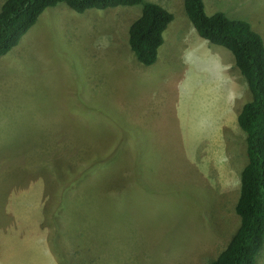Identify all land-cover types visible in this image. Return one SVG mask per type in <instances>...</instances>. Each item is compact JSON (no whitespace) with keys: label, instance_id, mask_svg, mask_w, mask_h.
Segmentation results:
<instances>
[{"label":"rangeland","instance_id":"rangeland-1","mask_svg":"<svg viewBox=\"0 0 264 264\" xmlns=\"http://www.w3.org/2000/svg\"><path fill=\"white\" fill-rule=\"evenodd\" d=\"M145 1L173 13L170 26L187 22L184 0ZM204 3L209 16L258 20L264 40V0ZM141 11L78 14L59 4L0 60V165L13 158L16 176L0 194V264L37 260L43 248L45 264H208L238 229L244 133L234 121L219 146L220 100L215 125L198 115L202 90L235 95L238 77L224 67L234 56L184 45L185 32L171 28L158 62L144 68L125 33ZM32 202L44 205L40 219Z\"/></svg>","mask_w":264,"mask_h":264},{"label":"trees","instance_id":"trees-1","mask_svg":"<svg viewBox=\"0 0 264 264\" xmlns=\"http://www.w3.org/2000/svg\"><path fill=\"white\" fill-rule=\"evenodd\" d=\"M59 4L78 14L142 5L141 15L125 33L129 53L144 68L158 62L164 33L175 20L173 13L145 0H4L0 8V58L19 45L47 9ZM184 10L202 39L233 54L251 96L237 118L247 156L235 207L240 224L226 247L208 264H257L264 248V40L247 20L232 19L223 12L209 16L204 0H184Z\"/></svg>","mask_w":264,"mask_h":264},{"label":"crops","instance_id":"crops-1","mask_svg":"<svg viewBox=\"0 0 264 264\" xmlns=\"http://www.w3.org/2000/svg\"><path fill=\"white\" fill-rule=\"evenodd\" d=\"M252 11H257L256 8H253ZM187 22L182 21L179 22L177 25L170 26L168 27V29L165 31L164 33V44L162 45V47L160 48L159 51V57H160V52L161 49L164 47L165 43L168 40V34L171 35L172 31L171 28H174V33L179 32L182 33L183 31L185 32V44H194L197 49H199V47H203L204 49H208L210 48L209 44H211L208 41H204L202 40L197 34H195V30L192 29L191 25H188V27H191V30L189 31L186 27H184L185 25L189 24V20L186 18ZM249 20H251L252 22V27L254 26L253 23H258V20H254L252 18H249ZM174 22H177V18L175 16V20ZM189 22V23H188ZM184 29V30H183ZM258 32V31H257ZM259 33V32H258ZM170 38V36H169ZM182 39L180 38V41ZM171 46L173 47L175 45H177V39H173L170 41ZM215 48V47H213ZM222 48V47H221ZM208 52V51H207ZM206 52V53H207ZM212 59H215L214 54H212ZM4 58V57H3ZM2 58H0L1 60ZM209 62V61H208ZM205 63L209 66V63ZM203 63V62H202ZM228 66H224L225 68H227V71H229L235 78L238 77L239 83L237 84V81L235 82L236 84H234V88H236V93L235 95L230 94V92L226 95H222L219 92H214L212 90H210L209 88L207 90H202L203 93V97L202 99L199 101L200 103V107L201 109L198 111V115L202 116V117H208L210 118V122L215 125L216 124V120L219 118L218 116H215V108L217 107V105L219 104V100L222 103V110H223V114H225L224 117V122L222 123V127L220 125V127H218V134H217V141L219 143V146L221 145L222 141H227L229 140V132L226 133H221L222 129H226V130H230L232 127L234 126V121H236L237 123V118H238V114L240 113L243 105L248 102L251 99L250 93L247 89V85L246 82L244 80V78L241 76L239 70L237 69V67L235 66V62L234 59L231 57H229L228 62H227ZM201 64V62H200ZM211 68V67H210ZM212 69V68H211ZM205 70V69H203ZM213 72V71H212ZM229 82V86H230V79L228 80ZM202 91L198 92V91H190L189 93H197L199 96H202ZM179 92V91H178ZM188 92V91H187ZM238 95V96H237ZM221 110V109H219ZM218 110V111H219ZM235 111V115L233 117V119L231 118V112ZM223 119V117H222ZM218 122V121H217ZM229 128V129H228ZM3 126L0 125V142H3ZM160 157V156H158ZM62 158V157H61ZM59 159V161H63L62 159ZM162 158V157H160ZM13 158L7 159L4 158V161H2V165H0V194L5 195L4 192H8L9 189H7L6 187L12 188L13 185L15 184L12 180H15V172H13L12 169L8 168V164L11 165ZM47 174L49 173V171H46ZM44 175H41L40 177H42ZM39 178V177H37ZM41 182H37V184H40ZM35 186V184L29 185L28 187L25 188V190H23V193L26 191V189H32ZM52 188V187H51ZM42 190L45 191V187L43 186L41 188ZM53 191V189H51V192ZM42 193V194H44ZM14 193L11 194L10 199L8 200L7 197H4V207H3V211L2 214L4 215L6 221H13V214L10 213V202L12 200ZM13 206V205H12ZM14 208V206H13ZM44 209V205L41 203L40 205L37 203L35 204L34 202L31 203V212H34L35 215L34 217H38L39 219L41 218V214H39V210ZM15 215V213H14ZM31 225H38V223H34V222H30ZM45 242V240H43ZM42 250V255L36 260V257L34 255H32V257L28 258V256H23V260L21 262V264H45L47 261L46 259H48L49 257H47V251L45 248L41 249ZM36 251V250H35ZM28 253V252H26Z\"/></svg>","mask_w":264,"mask_h":264},{"label":"clouds","instance_id":"clouds-1","mask_svg":"<svg viewBox=\"0 0 264 264\" xmlns=\"http://www.w3.org/2000/svg\"><path fill=\"white\" fill-rule=\"evenodd\" d=\"M195 30V29H194ZM204 40V39H203ZM204 41H206V40H204ZM212 44V43H211ZM214 45V44H213ZM221 47V46H220ZM224 48V47H223Z\"/></svg>","mask_w":264,"mask_h":264},{"label":"bare ground","instance_id":"bare-ground-1","mask_svg":"<svg viewBox=\"0 0 264 264\" xmlns=\"http://www.w3.org/2000/svg\"><path fill=\"white\" fill-rule=\"evenodd\" d=\"M207 235V234H206Z\"/></svg>","mask_w":264,"mask_h":264}]
</instances>
